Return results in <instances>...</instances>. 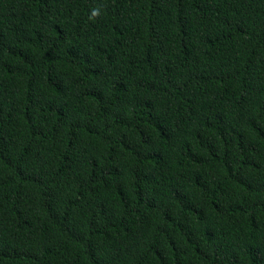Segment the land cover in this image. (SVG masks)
<instances>
[{
	"label": "trees",
	"instance_id": "1",
	"mask_svg": "<svg viewBox=\"0 0 264 264\" xmlns=\"http://www.w3.org/2000/svg\"><path fill=\"white\" fill-rule=\"evenodd\" d=\"M0 264H264V0H0Z\"/></svg>",
	"mask_w": 264,
	"mask_h": 264
},
{
	"label": "clouds",
	"instance_id": "2",
	"mask_svg": "<svg viewBox=\"0 0 264 264\" xmlns=\"http://www.w3.org/2000/svg\"><path fill=\"white\" fill-rule=\"evenodd\" d=\"M99 14V9H93L92 10V13H91V16L92 17H95V16H97Z\"/></svg>",
	"mask_w": 264,
	"mask_h": 264
}]
</instances>
